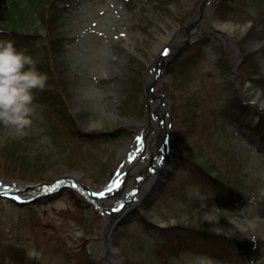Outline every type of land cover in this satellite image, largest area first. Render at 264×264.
Segmentation results:
<instances>
[{"label":"rangeland","instance_id":"rangeland-1","mask_svg":"<svg viewBox=\"0 0 264 264\" xmlns=\"http://www.w3.org/2000/svg\"><path fill=\"white\" fill-rule=\"evenodd\" d=\"M58 1L55 4H60ZM203 1L135 0L131 7L126 0H68L67 6L73 10L58 31L73 40L57 60L66 59L63 67L69 81L70 96L65 105H70V110L75 113L85 114L74 120L73 125H68L65 119L51 113L47 104L35 99L36 115L28 134L15 137L4 128L0 133V148L7 142L11 143L8 145L12 150H16L20 147L15 138L25 139L28 151L40 159L38 161L43 166L28 168L33 171L30 173L28 169L15 165L8 159V147L0 150V182L53 183L64 175L75 176L80 172L96 187L110 182L124 163L127 149L137 132L144 128L148 105L143 79L145 67L156 57V50L163 51L175 38L176 34L163 40L167 31L191 21L199 13ZM261 9H264V0H214L210 14L214 16L219 10L223 20L243 21L247 20L250 12L255 15ZM262 15L260 12L259 17ZM207 17L205 12L202 18ZM244 25L245 30L241 25L238 28L236 39L242 38L247 50L253 51L252 60L264 70V56L260 52L262 42L255 44L250 40L255 37L253 31L256 29L248 30L250 25ZM202 30L203 35L198 40L202 43L195 49H187L182 55L184 60L195 61L186 72L188 77H184L187 86L182 84V89L178 85L181 77L173 80L170 72L163 75L169 87L156 89L157 93L169 97L171 139L177 132L180 143L172 149V161L158 178L155 193L145 201L144 216L141 209L136 208L132 221L124 226L118 222L111 233L116 250L110 255L120 264H152L156 252L159 254L161 249L167 251L165 246L169 244L166 242L176 243L179 237L178 253L166 254L176 264H199L201 257L211 258L214 264H264L260 249L264 242V141L245 126L237 129L238 123L230 120L235 112L229 108L231 100L227 99L234 96L240 101L241 97L243 103L249 104L250 110L239 114V117L252 122L253 114L258 111L255 101H261L264 96L257 83L244 78L240 69L239 74L227 75L214 65V56L217 57L223 49L227 51L229 46L224 48L214 37L207 36L206 27L203 26ZM40 32L45 34L47 27L40 26ZM203 48L206 53L197 55ZM225 58L223 62L232 57ZM51 64L52 72L59 78L54 62ZM251 69L247 64L244 67L246 72ZM171 79L174 89L170 86ZM130 91L134 93L126 100L130 113L120 115V103ZM192 92L195 95L193 99L197 101L196 129L181 139L185 116L182 105ZM222 111L231 115L223 118ZM231 125L241 136L230 128ZM79 129L83 132L94 129L99 134L95 138L87 137ZM150 131L154 132L155 128H150ZM246 142L255 146L260 156L253 152L255 149L248 150ZM198 148L212 158L229 178L239 181V189L248 191L249 200L230 206V200L225 196H214L208 190L210 186L200 181V175L190 173L187 167L176 168L178 161L186 162L184 158L200 159ZM69 153L71 160L65 158ZM144 161H149V158ZM165 179H168V184L162 190L161 184ZM186 188L188 195L182 198L181 192ZM94 190L98 191L97 188ZM22 191L23 195L27 193L24 189ZM56 194L36 196L30 203L23 204L14 202L7 192L0 195V264H79V258L74 254L85 243L94 258L99 260L98 264H108L106 257L97 252L104 239L106 216L101 215L79 190L66 186ZM112 198V202L118 199ZM140 216L154 224H159L163 217L165 224L162 225L178 222L187 228L196 225L223 232L249 243L250 252L243 261L234 259L233 262L227 256L217 258L215 248L193 238V234L188 232L190 229L175 227L159 238L151 235L153 232L142 224ZM158 239L162 245H157ZM31 252H35L38 258L31 257Z\"/></svg>","mask_w":264,"mask_h":264},{"label":"trees","instance_id":"trees-1","mask_svg":"<svg viewBox=\"0 0 264 264\" xmlns=\"http://www.w3.org/2000/svg\"><path fill=\"white\" fill-rule=\"evenodd\" d=\"M55 1L56 0H0V34L5 35L6 39L14 41L17 48L18 46L20 47V50L27 49L28 54L32 55L33 58L39 59V61H37V68L48 76V86L41 91V98L47 100L55 115L65 119L68 125H73L76 117L69 112L70 110L66 108L63 103L65 100V95L61 92L63 90L57 87V84L52 81L54 72H52L51 55L57 58L66 48L65 38L59 36L55 29L58 25V20L66 11L67 6L55 4ZM127 2L128 5H132L133 0H127ZM40 25L47 26L50 32L49 37L38 44L35 38L40 37V34L37 32ZM55 51L56 53L52 54V52ZM62 62L63 61L60 63L62 64ZM59 66L60 65H56L57 68H59ZM260 78L263 79L262 81L264 82V74H261ZM131 95H134L133 91L127 94V98H130ZM127 107L126 101L123 102L121 105L122 112L126 113L129 110ZM188 127L192 128L193 124L189 123ZM2 129L3 126L0 125V132ZM15 143L18 144L20 148L12 150L8 145L11 143L7 142L5 146L0 148V150L4 151L9 147L10 153L8 154V159L10 162L25 169L30 167H37L39 169L43 166V164L38 161L40 159L30 154L27 144H24L18 138L15 139ZM66 158L71 160L70 155H67ZM190 162L189 166L192 167V170L196 171L195 168L197 167L202 171V175L204 174V176L207 174L208 176H212V172L215 171L210 179H212L211 184L215 187L218 194L237 190L235 182L227 179L223 170L218 168L219 166H217L215 161L211 160V158L203 157L202 159L191 160ZM32 164H35V166H32ZM179 166H181V162ZM27 171L30 173L33 172L29 169ZM196 230L201 232L203 239L207 240L211 245L213 244L218 251L229 249L238 251L241 249L242 244L237 239L214 234L203 229ZM161 231L162 230H160V232ZM168 231L163 229L162 232L166 233ZM62 245L64 246L63 242ZM74 255L78 256L79 264H96L83 245ZM163 257V255H158L157 258L152 259V264H173L167 257Z\"/></svg>","mask_w":264,"mask_h":264},{"label":"clouds","instance_id":"clouds-1","mask_svg":"<svg viewBox=\"0 0 264 264\" xmlns=\"http://www.w3.org/2000/svg\"><path fill=\"white\" fill-rule=\"evenodd\" d=\"M48 76L37 68L27 49L19 50L10 39H0V125L15 137H23L32 127L36 108L35 93L46 88ZM38 258L35 252L29 253ZM199 264H214L199 258Z\"/></svg>","mask_w":264,"mask_h":264},{"label":"bare ground","instance_id":"bare-ground-1","mask_svg":"<svg viewBox=\"0 0 264 264\" xmlns=\"http://www.w3.org/2000/svg\"><path fill=\"white\" fill-rule=\"evenodd\" d=\"M224 25V24H223ZM227 26V25H226ZM176 31H177V27H174L173 28V30L172 31H167V36H163V40L164 39H169V37L171 36V35H175L176 34ZM229 34H232V31H229ZM160 48V47H159ZM162 50V49H161ZM160 53V49H158V50H156V54H159ZM158 98H154V100L151 102V112H150V114L147 116V119L145 120V125H146V129L148 130V128H149V126H151V125H155V127H156V130H155V132L153 133V132H148L147 133V135H148V137H147V139H149V140H153V141H156V143L157 144H159L160 143V141H161V137L163 136V128H161V126H160V124L159 123H157V116H156V114H158V108H159V106H158V100H157ZM94 124H96V123H94ZM147 147H148V150L150 151V153H153V151H155L154 149H153V146H152V143H148V145H147ZM152 151V152H151ZM163 153H165V151L163 150ZM127 165V164H126ZM75 176H77L79 179H81L83 182H85V183H88V184H90L91 185V183H89V180H88V178L84 175V174H82V173H75ZM71 178V177H70ZM65 179H69V178H67V177H65V178H62V180H65ZM7 182V181H6ZM9 185H13V183L12 182H10L9 183ZM9 185L8 186H3L2 188H3V190H5L7 187H9ZM103 187V185H101V186H99V187H96V186H94L93 188H98V189H101ZM21 189H25V190H27V192H30V193H36V190L38 189V187L36 188V186L35 185H33V184H25V185H23L22 187H20V191H21ZM39 189H40V187H39ZM41 190V189H40ZM15 191H18V187H17V189H13V190H7L6 192H8V193H14ZM120 194V193H119ZM124 194V193H123ZM105 202H108V200H105ZM63 204V203H62ZM114 220V219H113ZM113 220H111V222L113 221Z\"/></svg>","mask_w":264,"mask_h":264},{"label":"water","instance_id":"water-1","mask_svg":"<svg viewBox=\"0 0 264 264\" xmlns=\"http://www.w3.org/2000/svg\"><path fill=\"white\" fill-rule=\"evenodd\" d=\"M191 42H192V39L190 36L188 38H184V39L181 38V41L176 42L174 47H171L169 53L164 56V58H163L164 65H163V68L161 69V72H164V70L166 68V66H165L166 62L169 61L173 56L177 55L180 51H182ZM151 70L152 69H148V72ZM146 89H147L148 95H150L151 94V87H149L147 85ZM163 99L166 100L165 97H163ZM147 108L149 111L150 110L149 106ZM165 132H166V135H168V127L167 126H165ZM115 215H116L115 213H112V216H115Z\"/></svg>","mask_w":264,"mask_h":264},{"label":"snow or ice","instance_id":"snow-or-ice-1","mask_svg":"<svg viewBox=\"0 0 264 264\" xmlns=\"http://www.w3.org/2000/svg\"><path fill=\"white\" fill-rule=\"evenodd\" d=\"M98 195H103V193H98Z\"/></svg>","mask_w":264,"mask_h":264}]
</instances>
